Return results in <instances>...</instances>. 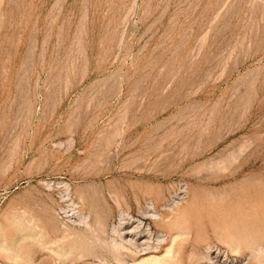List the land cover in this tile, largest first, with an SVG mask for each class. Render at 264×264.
<instances>
[{
  "label": "rangeland",
  "instance_id": "obj_1",
  "mask_svg": "<svg viewBox=\"0 0 264 264\" xmlns=\"http://www.w3.org/2000/svg\"><path fill=\"white\" fill-rule=\"evenodd\" d=\"M138 224L159 252L181 232V264L264 246V0H0V244L112 264L102 242Z\"/></svg>",
  "mask_w": 264,
  "mask_h": 264
},
{
  "label": "bare ground",
  "instance_id": "obj_2",
  "mask_svg": "<svg viewBox=\"0 0 264 264\" xmlns=\"http://www.w3.org/2000/svg\"><path fill=\"white\" fill-rule=\"evenodd\" d=\"M60 145H62V144H60ZM60 183V182H59ZM57 184V183H56ZM65 184V183H64ZM63 184V186H65ZM52 185V184H51ZM68 184H66V187L65 188H67L68 187V189H69V186H67ZM49 186L50 185H48V188H49ZM59 186V185H58ZM51 188V187H50ZM186 188V187H185ZM68 189H64V190H67V191H69ZM184 191V190H183ZM182 191V192H183ZM70 192V191H69ZM181 192V191H180ZM185 193V192H184ZM64 194H68V192L67 193H64ZM70 194V193H69ZM185 195V194H184ZM187 195V194H186ZM175 196V195H174ZM183 196V195H182ZM262 196V195H261ZM181 197V196H180ZM186 197V196H185ZM61 198V197H60ZM70 198V197H69ZM68 199V198H67ZM182 199H183V197H182ZM181 199V200H182ZM254 199V198H253ZM252 199V200H253ZM80 200V199H79ZM263 200V199H262ZM72 201V200H71ZM156 202V201H155ZM71 203V202H70ZM81 203V202H80ZM149 203V202H148ZM172 203V202H171ZM181 204V203H180ZM179 204V205H180ZM69 205V204H68ZM168 205V204H167ZM147 206V205H146ZM74 207V206H73ZM77 207V206H76ZM166 207V206H165ZM177 207V206H176ZM187 207V206H186ZM194 207V206H193ZM67 208V207H66ZM67 210V209H66ZM69 210V209H68ZM73 210V209H72ZM65 211V210H64ZM71 211V210H70ZM175 211V210H174ZM73 212V211H72ZM65 213V212H64ZM76 213V212H75ZM185 213V212H184ZM73 215H74V213H73ZM81 215V214H80ZM120 215H121V213H120ZM126 214H123V215H121V217H123V216H125ZM143 215V214H142ZM67 216V215H66ZM88 216V215H87ZM148 216H152L153 218H157L158 219V214H151V215H148ZM257 216V215H256ZM129 217V216H128ZM151 217V218H152ZM166 217V216H165ZM25 218V217H24ZM80 218V224L79 225H81V223L82 224H84V226H86V227H88V228H91V227H89V224H88V222H87V220H88V217H86V216H80L79 217ZM126 218V217H125ZM26 219V218H25ZM127 219V218H126ZM131 220V217H129L128 218V220ZM162 219V218H161ZM186 220V219H185ZM221 220V219H220ZM262 220V219H261ZM69 221V220H68ZM132 221V220H131ZM136 221V220H135ZM170 221V220H169ZM174 221V220H173ZM251 221V220H250ZM70 222V221H69ZM161 222V221H160ZM137 223V222H136ZM140 223V222H139ZM167 223V222H166ZM174 222H172L171 224H173ZM248 223H251V222H248ZM248 223H247V225H248ZM260 223H262V222H260ZM123 224H131L129 221H125L124 220V218H121V220H120V226H122ZM170 224V223H169ZM178 224V223H177ZM179 224H181V223H179ZM201 224V223H200ZM236 224V223H235ZM257 224V223H256ZM215 225V224H214ZM251 225H252V223H251ZM33 226V225H32ZM102 226V225H101ZM183 226V225H182ZM235 226V225H234ZM260 226V225H259ZM99 227V226H98ZM118 227L119 226H114L113 227V231H112V234H113V232H115V233H119V240L117 241V240H115V239H111V243H107V242H109V241H104V242H102L103 244H101V246H103L105 249L104 250H106V252H107V254H109V255H111L110 257H112V260H114V262L112 263V264H181L180 263V261H178V259H174V261H172L171 260V256L173 255V252H174V250H173V244L176 242V241H179V240H177L180 236H182V233L181 232H177V233H173L172 234V242H171V245L168 247V248H165L166 250L163 252H159L158 251V248H159V246L158 245H156V246H153L152 244H151V241H150V237L152 236V232H151V230L147 227V228H145L144 230H141L140 229V225L138 224L137 226H134V227H132V228H126V227H123L122 228V230L121 231H118L117 229H118ZM180 227V226H179ZM216 227H218V226H216ZM246 227V226H245ZM258 227V226H257ZM264 227V226H263ZM112 228V227H111ZM120 228V227H119ZM37 229V228H36ZM61 229H62V226H61ZM97 229V228H96ZM173 229V228H172ZM206 229V228H205ZM229 229V228H228ZM241 229V228H240ZM244 228H242V230H243ZM247 229V228H246ZM259 229H261V228H259ZM264 229V228H263ZM263 229H261V230H263ZM89 230V229H88ZM92 229H90V231H91ZM95 230V229H94ZM101 230V229H100ZM112 230V229H111ZM177 230V229H176ZM175 230V231H176ZM218 230V229H217ZM230 231H231V229H229ZM229 230L227 231V232H229ZM232 230H233V228H232ZM239 229H237V231H238ZM242 230H239V232H241ZM252 229L250 228V231H251ZM254 230V229H253ZM93 231V230H92ZM90 232V233H94V232ZM97 231V230H96ZM99 231V230H98ZM173 231V230H172ZM220 231H224V232H226L225 230H220ZM219 230L217 231L218 232V234H219V232H220ZM85 232H86V230H85ZM214 232V231H213ZM234 232H235V230H234ZM234 232H232L231 231V233L232 234H230V232L229 233H227V234H221V235H223V237H221L222 238V241H224V243L229 247L228 249H231V251H233V252H236V251H238V250H242V249H240V248H243V249H246L245 247H252L253 246V238L251 237V235L248 233L247 234V232L244 234V232L241 234L240 233V237H236V235H237V232H236V234L234 233ZM239 232H238V235H239ZM253 232V231H252ZM261 232V231H260ZM264 232V230L260 233V234H262ZM71 233V232H70ZM81 233V232H80ZM98 233H100V232H98ZM191 233V232H190ZM235 235H234V234ZM74 234H77V236H78V233H74ZM82 234V233H81ZM214 234H216V239H217V233H214ZM251 234H253V233H251ZM264 234V233H263ZM262 234V235H263ZM35 235V234H34ZM37 235V234H36ZM61 235V234H60ZM64 235V234H63ZM68 235V234H67ZM94 235H95V233H94ZM113 235H115V234H113ZM225 235V236H224ZM44 236V235H43ZM50 236V235H49ZM66 236V235H65ZM82 236V235H81ZM159 236V235H158ZM254 236H255V234H254ZM261 236V235H260ZM259 236V237H260ZM264 236V235H263ZM73 237V236H72ZM72 237H71V239H72ZM74 237H76V236H74ZM80 237V236H79ZM100 234H99V238H98V236L97 237H95L96 239V241L98 242L99 241V239H100ZM194 237V236H193ZM49 238V237H48ZM47 238V239H48ZM63 238V240H64V238L65 237H62ZM61 238V239H62ZM107 238V237H106ZM157 238V237H156ZM224 238V239H223ZM257 238V237H256ZM262 240L264 239L263 237H260ZM67 240H68V238H66ZM81 239V238H80ZM83 239H84V236H83ZM181 239V238H180ZM203 239H205V238H203ZM215 239V240H216ZM261 239H260V241H261ZM37 240H39L38 238H37ZM59 240V239H58ZM62 240V241H63ZM66 240V241H67ZM70 240V239H69ZM94 240V241H95ZM157 240V242L159 243V242H161V241H163L164 240V238H160V236L158 237V239H156ZM201 239H199V241H200ZM207 240H210V238L209 239H207ZM255 240V239H254ZM46 241V240H45ZM44 241V242H45ZM62 241H60V243L62 242ZM71 241V240H70ZM78 241V240H77ZM83 241V240H82ZM86 241V240H85ZM101 241V240H100ZM184 241V240H183ZM202 241V240H201ZM200 241V242H201ZM204 241H206V240H204ZM27 242V241H26ZM25 242V243H26ZM30 242V241H29ZM56 242V241H55ZM59 242V241H58ZM64 242V241H63ZM81 242V241H80ZM79 242V243H80ZM84 242V241H83ZM88 242V241H87ZM86 242V243H87ZM90 243H91V240L89 241ZM262 242V241H261ZM36 243V242H35ZM47 243V242H46ZM68 243V242H67ZM70 243V242H69ZM72 243V242H71ZM70 243V244H71ZM76 243V242H75ZM166 243H167V241H166ZM206 243V242H205ZM258 244H259V240H258V242H257ZM264 243V242H263ZM8 244V243H7ZM22 244H24V242L22 243ZM32 244V243H31ZM31 244H28V245H31ZM56 244H59V243H56ZM62 244V243H61ZM64 244V243H63ZM99 244V243H98ZM160 244V243H159ZM25 245V244H24ZM23 245V246H24ZM27 245V246H28ZM37 245V244H36ZM53 244H51V246H46L48 249H50L52 252H54L55 254H57V255H64L65 253H67V252H64V251H62V248L61 249H55L56 247H53L52 246ZM55 245V244H54ZM72 245V244H71ZM70 245V246H71ZM81 245H83V244H81ZM81 245H80V247H81ZM85 245V244H84ZM88 245V244H87ZM191 245V244H190ZM212 245V244H211ZM222 245V244H221ZM38 246H40V245H38ZM44 246V245H43ZM56 246V245H55ZM58 246V245H57ZM79 246V245H78ZM89 246V245H88ZM92 246V245H91ZM96 246V245H95ZM97 246H99V245H97ZM100 246V247H101ZM208 246H209V244H208ZM255 246V245H254ZM0 247L9 255V259H11L13 262H15V261H19V262H23L24 264H33L34 262H32V260L28 257V254H27V251L28 250H25L24 249V247H22L21 245L20 246H18L17 244H10V245H5L4 243H1L0 244ZM26 247V246H25ZM31 247V246H30ZM36 247V246H35ZM59 247V246H58ZM79 247V248H80ZM102 247V248H103ZM192 247H193V245H192ZM29 248V247H28ZM41 248V247H40ZM75 248V247H74ZM86 248V247H85ZM102 248H101V250H102ZM247 248V249H248ZM68 249V248H67ZM73 249V248H72ZM76 249V248H75ZM82 249V248H81ZM90 249H91V247H90ZM95 249V248H94ZM175 249V248H174ZM183 249V248H182ZM206 249H208L209 251H210V253L212 252V254H215L214 256H209V261H213L214 260V263L215 264H217V262H218V252H217V250L218 249H216V250H212V247L210 246V247H208V248H206ZM214 249H215V247H214ZM250 249V248H249ZM74 250V249H73ZM83 250H84V246H83ZM85 250H87V249H85ZM103 250V251H104ZM176 250H177V248H176ZM204 250V249H203ZM66 251V250H65ZM78 251H79V249H78ZM90 251V250H89ZM89 251L87 252V253H89ZM93 251V250H92ZM247 251V250H246ZM75 252V251H74ZM81 252H84V251H81ZM86 252V251H85ZM217 252V253H216ZM242 252V251H241ZM245 252V251H244ZM261 252H264V246L261 244V245H258V246H256V248L255 249H253V254H250L249 256V258H251L254 254L256 255V257L254 258V260H250L251 261V263H249V264H252L253 262H255V264H260V259H262V258H260L259 259V255H261ZM71 253V252H70ZM76 253V252H75ZM74 253V254H75ZM79 253H80V251H79ZM93 253V252H92ZM91 253V254H92ZM209 253V252H208ZM247 253V252H246ZM31 254V253H30ZM72 254V253H71ZM85 254V253H84ZM83 254V255H84ZM88 255H90V254H88ZM186 255V254H185ZM200 255V254H199ZM222 255V254H221ZM236 255V254H235ZM31 256V255H30ZM66 256V255H65ZM72 256V255H71ZM78 256V255H77ZM97 256H99V254L97 255ZM103 257H104V255H102ZM106 256H108V255H106ZM206 256V255H205ZM64 257V256H63ZM70 257V256H69ZM88 257V256H87ZM182 257V256H181ZM55 258V257H54ZM60 258H62V257H60ZM60 258L58 257V259L60 260ZM68 258V257H67ZM66 258V260H68ZM79 258V257H78ZM99 258V257H98ZM192 258H194V257H192ZM196 258V257H195ZM63 259V258H62ZM71 259H73V258H71ZM102 259V258H101ZM190 259V258H189ZM200 259V258H199ZM100 260V259H99ZM182 260V259H181ZM186 260V259H185ZM206 260V259H205ZM262 260H264V259H262ZM34 261V260H33ZM109 260L107 259V258H103V260H102V264H111V263H109L108 262ZM196 261V260H195ZM233 261H235V260H233ZM101 262V261H100ZM183 262V261H182ZM202 262V261H201ZM207 262V261H206ZM227 262V259H225L224 260V262L222 263V264H225ZM42 263V262H41ZM199 263V262H198ZM245 263V262H244ZM261 263H263V262H261ZM40 264V263H39ZM69 264H71V263H69ZM183 264V263H182ZM254 264V263H253Z\"/></svg>",
  "mask_w": 264,
  "mask_h": 264
}]
</instances>
